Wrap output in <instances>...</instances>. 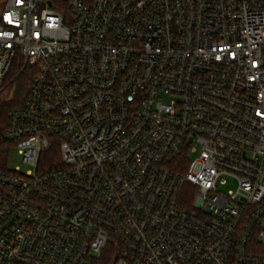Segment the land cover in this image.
Wrapping results in <instances>:
<instances>
[{"label":"built area","instance_id":"2783aa9c","mask_svg":"<svg viewBox=\"0 0 264 264\" xmlns=\"http://www.w3.org/2000/svg\"><path fill=\"white\" fill-rule=\"evenodd\" d=\"M22 75L0 264H264V0H0Z\"/></svg>","mask_w":264,"mask_h":264},{"label":"trees","instance_id":"16d2710c","mask_svg":"<svg viewBox=\"0 0 264 264\" xmlns=\"http://www.w3.org/2000/svg\"><path fill=\"white\" fill-rule=\"evenodd\" d=\"M22 77L23 75L20 76V80ZM24 77L21 80L20 84L19 85L17 84L18 86L16 85L17 93L15 96L10 94L0 97V167H3L5 165L7 155L10 149V146L6 144V142L2 139V131L4 130L6 125L8 113L14 107L19 106L21 104L22 97L24 95V91L27 86L26 78ZM56 156H57L56 148H53L46 156V159H44V161L46 160V163L44 162L45 165L47 164L51 165L53 162H55Z\"/></svg>","mask_w":264,"mask_h":264},{"label":"rangeland","instance_id":"374dc122","mask_svg":"<svg viewBox=\"0 0 264 264\" xmlns=\"http://www.w3.org/2000/svg\"><path fill=\"white\" fill-rule=\"evenodd\" d=\"M23 77H24V76H23ZM23 77L21 78V80L23 79ZM27 77H28V76L25 75L24 78H26V83H27V85H28L30 79L27 78ZM21 80L19 79V81H18V85L20 84ZM18 85H17V86H18ZM26 88H27V86H26ZM26 90H27V89H25V91H24V95H23V97H22V101H21V103L24 101V98H25V96H26ZM16 93H17V90L14 91L13 96H15ZM9 95H10V94H9ZM11 95H12V94H11ZM195 156H196L195 154L192 155V157H195ZM11 163H12L11 166H10L11 168H14L15 166H18V167H20V168L22 169V173H25V172H27L28 170L31 169L30 166H27V165H25V164L22 162V158H21L20 156H18L17 153L14 152V151H13V156H12V159H11ZM218 187H219L220 191L227 193V192H229L230 190L235 189V187H236V183H235V181H233V180H231V179H228L226 183H219Z\"/></svg>","mask_w":264,"mask_h":264}]
</instances>
